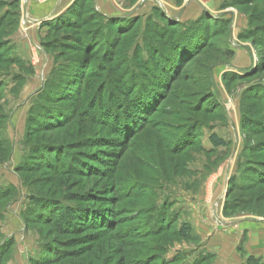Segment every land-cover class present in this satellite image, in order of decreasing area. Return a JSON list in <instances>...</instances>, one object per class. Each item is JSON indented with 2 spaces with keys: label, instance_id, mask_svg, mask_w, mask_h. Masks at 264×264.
<instances>
[{
  "label": "rangeland",
  "instance_id": "374dc122",
  "mask_svg": "<svg viewBox=\"0 0 264 264\" xmlns=\"http://www.w3.org/2000/svg\"><path fill=\"white\" fill-rule=\"evenodd\" d=\"M15 1L0 0L18 14L0 27V264H233L232 232L264 221V32L240 39L264 26L249 22L264 0H26L31 19L65 8L36 25ZM161 11L202 38L186 30L178 80L145 97L138 82L168 66Z\"/></svg>",
  "mask_w": 264,
  "mask_h": 264
},
{
  "label": "trees",
  "instance_id": "16d2710c",
  "mask_svg": "<svg viewBox=\"0 0 264 264\" xmlns=\"http://www.w3.org/2000/svg\"><path fill=\"white\" fill-rule=\"evenodd\" d=\"M242 1L243 0H241V2ZM257 2L258 1L255 0L251 4L244 3V4H237L236 6H242V7L247 8V7H252L251 5H256ZM15 3H17V0L15 1ZM255 15H256L258 20L263 19L264 18V9H261V8H258V7L257 8L253 7L251 9V13L249 15V22L251 21L252 17L255 16ZM8 17L12 18V22H8L7 23V26L10 29V31L7 30L5 32V34H4L5 36H8V35L12 34L16 30V27H17V20L16 19L18 17V14L16 12H14L13 14L5 13L4 15H2L0 17V27L7 22L6 20H7ZM60 19L64 20L63 17H61ZM160 19L162 20V22H165L167 24V27L164 28L165 34L164 35L161 34L159 36V41H161V43L164 44V47L166 48L165 50H167V52H166V54H164V50L163 49L158 50V52L156 54V57L158 58V60L159 59L162 60V58H163V60H164V58L166 60H168V66L167 65L164 66L163 64H160L158 70L156 68V71H158V73L157 72L156 73L155 72L152 73V78H154V80H155V81H152V83L150 82V80H148L145 85H144V82H141V81L138 82V83H140L139 84L140 90H142V86L145 89V97L148 96V95L152 96L154 93H155L154 95L158 96L159 92H162V90L170 91L171 87H173L175 82L178 80L179 70H180V69H177L178 65L174 66L173 64H175L176 62L178 63V61H180L179 59H181V57H182V55L184 54V51H185L181 47L184 46V43H186V45H187V43L190 42L188 39H191V38H188L187 40L185 39V37L187 36V33L188 32L191 33L192 34L191 36H195V35L199 36V34H197V33H199L198 32L199 28H197L199 26L198 24H196L197 26H191L188 29H186L188 31L187 32L184 28L182 29L181 25H171L170 21L167 18V16L162 11L160 12ZM137 23L138 22L136 21L135 24H137ZM195 23H197V22H195ZM250 27H251V25L249 26V28ZM263 30H264V26L262 28H260V27L250 28V30L248 31L250 36L248 38L240 36V39H244V40L245 39H250L251 41H256L257 38L260 39L261 37H263V36L260 37L261 33L264 32ZM185 33H186V35H185ZM201 38H202V35L200 34L198 40L201 39ZM183 39H185V40H183ZM195 39L196 38L192 37V42H194ZM205 41H206V39H205ZM204 43L205 42H203V44ZM10 45L11 44L8 41L0 42V46L1 47L2 46L9 47ZM254 45L257 46V43L254 42ZM81 46L82 47H80V50H83V48L85 47L84 44H82ZM262 46H264V45H262ZM44 47H46V45H44ZM201 47H203V45H201ZM9 49H10V47H9ZM173 50L176 51L177 55L174 54V56L170 57L168 54L170 52H173ZM200 53L201 52H196L195 54H197V56H198ZM169 59H171V61H169ZM188 59H186V61H184V63L182 65H184L188 61ZM190 59H191V57H190ZM7 60H9V59H7ZM9 61L11 62L12 60H9ZM171 65H173V66L171 67ZM133 72L134 71H131L129 73L128 79L129 80H135V81L141 80V77L139 76V74L138 73H133ZM173 72H174V75H173ZM84 75H86V73ZM143 75L145 76V74H143ZM143 79H144V77H143ZM141 83H143L142 86H141ZM47 85H50V84H47ZM0 86H1V84H0ZM135 86H136V84H135ZM163 100H164V98H162L161 101H163ZM143 101H144V98H143ZM143 111L147 112L148 108L145 110V107H137L133 112L136 114L137 112L138 113H142ZM30 112L33 113L34 111L30 110ZM244 122H245V128L251 127V124L249 123L250 119L245 118ZM210 141L213 144V146L216 147V148L222 147L224 145V142L221 139L216 138V137H212ZM73 218H74V215H69L68 214V216H64V220L68 219V221L73 220ZM53 224H54V226H53L54 230L58 231L59 233H61L63 231H68V233H71V231H79L78 235L80 234L81 235L80 237L85 235L84 234V230H83L84 226L82 224H70V222H69L68 230L65 228L62 218H59V220L54 221ZM178 233H179V235L181 237L187 238L192 233V231H191V229H190V227L188 225L182 224L179 227ZM245 264H264V258H254V257L250 256V257H248L246 259Z\"/></svg>",
  "mask_w": 264,
  "mask_h": 264
},
{
  "label": "crops",
  "instance_id": "0c3cea01",
  "mask_svg": "<svg viewBox=\"0 0 264 264\" xmlns=\"http://www.w3.org/2000/svg\"><path fill=\"white\" fill-rule=\"evenodd\" d=\"M98 3L100 4V6H103L104 4H106L105 0H97L96 4L98 5ZM65 9V8H63ZM63 9H60L58 7V3L54 4V6L49 10L48 14L45 15L43 18H29L27 15V22L26 23H30L31 25H36L39 23H34V22H38L40 20L43 19H47V18H53L56 17V15L62 13ZM114 12V11H113ZM109 13L112 14L113 16H115L114 13ZM36 15V14H35ZM32 37V36H31ZM33 41L35 39L31 38ZM31 40V41H32ZM31 41L29 39L26 40V42H22V48L25 50L28 48V46H31ZM21 42V41H20ZM28 51V50H27ZM31 55H34L33 50L30 51ZM29 52V53H30ZM238 54L235 55V57H239L242 58L244 51L243 50H239L237 52ZM35 58V57H34ZM224 177H225V171L221 169H218V171L216 173H214V178L212 179V183L214 182V186L212 191L207 194L206 199H210L213 196H215L216 194V190L219 187V184L224 182ZM253 220H250L249 222H240L238 224L237 230H235L234 232H227L229 233V235L231 234L232 238H231V242L234 245L235 242L240 238V242L244 244V251L236 253V251L232 254V259H233V264H244V260H246L248 257H254V258H259V257H264V221L260 218H255V217H251ZM210 233V232H209ZM217 235V234H216ZM227 238V236H224ZM228 239V238H227ZM239 242V243H240Z\"/></svg>",
  "mask_w": 264,
  "mask_h": 264
},
{
  "label": "water",
  "instance_id": "95a60500",
  "mask_svg": "<svg viewBox=\"0 0 264 264\" xmlns=\"http://www.w3.org/2000/svg\"><path fill=\"white\" fill-rule=\"evenodd\" d=\"M21 17H22V20L24 21V22H26L28 19H27V16H26V0L25 1H23V3H22V8H21ZM49 18H47V19H43V20H40V21H38V22H34V23H39V24H41L42 22H44V21H46V20H48Z\"/></svg>",
  "mask_w": 264,
  "mask_h": 264
}]
</instances>
